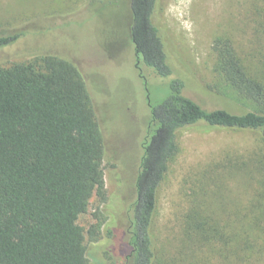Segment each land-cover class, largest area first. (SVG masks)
Listing matches in <instances>:
<instances>
[{
  "label": "trees",
  "instance_id": "trees-1",
  "mask_svg": "<svg viewBox=\"0 0 264 264\" xmlns=\"http://www.w3.org/2000/svg\"><path fill=\"white\" fill-rule=\"evenodd\" d=\"M159 1L129 0L128 32L140 69L167 78L174 70L154 21ZM20 36L0 37V49ZM212 51L216 82L209 90L231 100L239 113L205 109L184 94L180 80L160 104L148 93L150 115L123 264L158 263L152 229L181 130L203 124L257 131L264 139V71L253 73L228 36L215 37ZM104 161L93 101L73 62L48 54L0 67V264H90L87 235L97 241L105 217L97 211L88 231L79 221L93 199L99 206L108 200ZM249 177L252 195L244 206H222L220 215L197 221L202 212L193 201L185 216L187 240L205 245L217 264H264V157L254 162Z\"/></svg>",
  "mask_w": 264,
  "mask_h": 264
},
{
  "label": "rangeland",
  "instance_id": "rangeland-1",
  "mask_svg": "<svg viewBox=\"0 0 264 264\" xmlns=\"http://www.w3.org/2000/svg\"><path fill=\"white\" fill-rule=\"evenodd\" d=\"M256 6L264 7V0H160L154 21L174 70L162 78L137 64L128 32L129 0H0V37L21 34L0 49V67L50 54L73 62L86 80L104 137L108 191V200L99 206L93 199L79 221L88 231L97 211L105 217L99 239L87 235L90 264L124 263L150 115L148 93L160 104L172 82L180 80L184 94L205 109L239 113L231 100L209 90L216 82L212 42L228 36L253 73L264 71V10ZM177 143L152 229L156 263L217 264L205 245L187 240L185 216L193 201L202 212L197 221L220 215L222 206H244L252 195L246 187L252 182L249 171L264 157V139L257 131L198 124L181 130Z\"/></svg>",
  "mask_w": 264,
  "mask_h": 264
}]
</instances>
